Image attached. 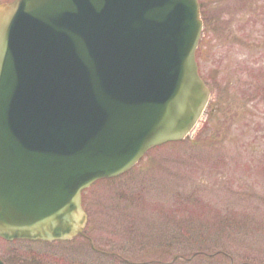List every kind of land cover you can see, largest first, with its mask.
<instances>
[{
	"label": "water",
	"instance_id": "1",
	"mask_svg": "<svg viewBox=\"0 0 264 264\" xmlns=\"http://www.w3.org/2000/svg\"><path fill=\"white\" fill-rule=\"evenodd\" d=\"M203 25L199 0L0 4V237L73 239L85 189L191 132Z\"/></svg>",
	"mask_w": 264,
	"mask_h": 264
},
{
	"label": "rangeland",
	"instance_id": "2",
	"mask_svg": "<svg viewBox=\"0 0 264 264\" xmlns=\"http://www.w3.org/2000/svg\"><path fill=\"white\" fill-rule=\"evenodd\" d=\"M200 3L217 113L87 188L83 237L0 238L5 264H264V0Z\"/></svg>",
	"mask_w": 264,
	"mask_h": 264
},
{
	"label": "flooded vegetation",
	"instance_id": "3",
	"mask_svg": "<svg viewBox=\"0 0 264 264\" xmlns=\"http://www.w3.org/2000/svg\"><path fill=\"white\" fill-rule=\"evenodd\" d=\"M8 0H0V4L3 2H7ZM212 113H217L216 108H212Z\"/></svg>",
	"mask_w": 264,
	"mask_h": 264
},
{
	"label": "trees",
	"instance_id": "4",
	"mask_svg": "<svg viewBox=\"0 0 264 264\" xmlns=\"http://www.w3.org/2000/svg\"><path fill=\"white\" fill-rule=\"evenodd\" d=\"M205 21H206V19H205ZM211 113V112H210Z\"/></svg>",
	"mask_w": 264,
	"mask_h": 264
}]
</instances>
